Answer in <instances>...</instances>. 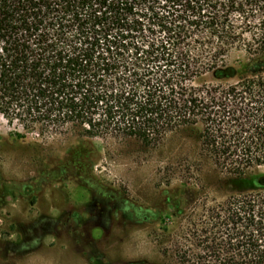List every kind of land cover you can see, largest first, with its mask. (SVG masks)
<instances>
[{
  "label": "trees",
  "instance_id": "trees-1",
  "mask_svg": "<svg viewBox=\"0 0 264 264\" xmlns=\"http://www.w3.org/2000/svg\"><path fill=\"white\" fill-rule=\"evenodd\" d=\"M260 64L264 0H0V114L66 134L60 166L84 175L95 138L156 146L189 132L217 167L249 177L244 167L264 165ZM173 217L165 211L166 233ZM177 250L183 264H264V174L198 205Z\"/></svg>",
  "mask_w": 264,
  "mask_h": 264
},
{
  "label": "rangeland",
  "instance_id": "rangeland-1",
  "mask_svg": "<svg viewBox=\"0 0 264 264\" xmlns=\"http://www.w3.org/2000/svg\"><path fill=\"white\" fill-rule=\"evenodd\" d=\"M246 58L230 54L232 62ZM94 141L98 161L84 175L60 166L66 134L43 136L0 114V264H183L180 231L197 206L251 191L253 177L264 174L262 165L232 177L233 167H217L189 132L156 146ZM186 185L197 193H185ZM168 209L175 221L166 233Z\"/></svg>",
  "mask_w": 264,
  "mask_h": 264
}]
</instances>
